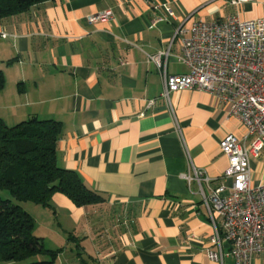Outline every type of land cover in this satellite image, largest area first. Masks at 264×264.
Here are the masks:
<instances>
[{"label":"crops","instance_id":"0c3cea01","mask_svg":"<svg viewBox=\"0 0 264 264\" xmlns=\"http://www.w3.org/2000/svg\"><path fill=\"white\" fill-rule=\"evenodd\" d=\"M231 1L49 0L0 18L7 34L0 35V118L7 125L33 116L59 121L57 164L103 197L94 207H77L61 193L51 199L76 220L93 212L101 260H84L76 244L81 264H234L226 243L222 261L209 257L219 247L210 243L208 211L197 182L188 187L180 174L202 169L205 192L224 185L220 195H228L232 179L219 142L227 134L242 139L245 128L197 89L173 92L169 107L147 61L170 47L167 73H185L179 57L188 33L175 36L179 26L264 17V0ZM106 10L107 21H87ZM249 169L252 185L264 183V148ZM252 264H264V254Z\"/></svg>","mask_w":264,"mask_h":264},{"label":"built area","instance_id":"2783aa9c","mask_svg":"<svg viewBox=\"0 0 264 264\" xmlns=\"http://www.w3.org/2000/svg\"><path fill=\"white\" fill-rule=\"evenodd\" d=\"M109 18L111 12L106 10L87 17V21ZM184 32L188 36L181 41L179 59L187 69L185 73H167L170 47L147 54V61L155 65L161 77L160 97L170 107L173 92L183 89L207 92L228 108L229 116L241 121L245 133L242 139L227 134L219 142L228 162L224 174L232 179L228 195H220L224 185L209 187L206 193L202 183L208 185L209 178L202 169L191 167L180 177L188 187L197 182L208 211L212 227L210 243L219 247L218 253L209 250V257L222 261L221 248L226 243L234 264H252L254 255L264 254V183L252 185L249 169L250 158L258 157L264 148V17L198 19L186 29L179 26L175 36Z\"/></svg>","mask_w":264,"mask_h":264},{"label":"trees","instance_id":"16d2710c","mask_svg":"<svg viewBox=\"0 0 264 264\" xmlns=\"http://www.w3.org/2000/svg\"><path fill=\"white\" fill-rule=\"evenodd\" d=\"M45 1L49 0H0V18L23 13ZM4 82L0 69V90ZM60 131V122L53 119L33 116L7 125L0 118V189L19 202L50 208L55 193L67 196L77 207L102 202L103 197L88 187L75 170L57 164ZM33 227V218L20 204L0 197V260L55 264V253L44 247ZM38 255L49 258L29 260Z\"/></svg>","mask_w":264,"mask_h":264},{"label":"rangeland","instance_id":"374dc122","mask_svg":"<svg viewBox=\"0 0 264 264\" xmlns=\"http://www.w3.org/2000/svg\"><path fill=\"white\" fill-rule=\"evenodd\" d=\"M0 197L9 198L13 203L20 204L31 215L34 220L33 232L42 238L45 248L55 253V264H81V258L89 263H92V259L101 260L94 241L97 237L96 233H93L96 236H93V238L90 233V226L93 225L92 211H89L92 214L89 218L76 220L71 211L57 207L53 203L52 208H50L31 202H19L7 190L3 189H0ZM94 206L92 205V207ZM53 210H56V212L53 213ZM76 244L82 247L81 258L78 257ZM46 258L49 257L38 255L29 260H45ZM0 264H20V262L0 260Z\"/></svg>","mask_w":264,"mask_h":264}]
</instances>
